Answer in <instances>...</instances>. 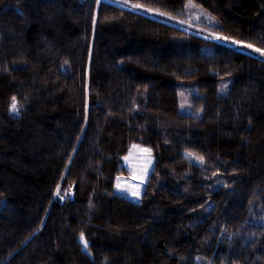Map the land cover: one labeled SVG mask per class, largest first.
Listing matches in <instances>:
<instances>
[{"label":"trees","instance_id":"16d2710c","mask_svg":"<svg viewBox=\"0 0 264 264\" xmlns=\"http://www.w3.org/2000/svg\"><path fill=\"white\" fill-rule=\"evenodd\" d=\"M126 1L238 46L112 0H0V264H264V0ZM134 146L154 164L123 196Z\"/></svg>","mask_w":264,"mask_h":264},{"label":"rangeland","instance_id":"374dc122","mask_svg":"<svg viewBox=\"0 0 264 264\" xmlns=\"http://www.w3.org/2000/svg\"><path fill=\"white\" fill-rule=\"evenodd\" d=\"M113 2L117 3L120 6H124L126 8L135 10L139 13H142L146 16H149L151 18H155L158 20H161L163 22L176 25L185 29H188L192 32L205 35L209 38L228 43L231 45L238 44L232 40H227L224 37L217 35L214 32H211L207 29V26H205V23L209 22V19L207 17H203L200 13L191 11L190 18L189 19H177L170 17L166 14L142 7L138 4L126 1V0H112ZM193 14V15H192ZM197 17L196 20H194V17ZM240 48H243L241 45H239ZM244 50H248L247 47H244ZM231 80H225L220 83L218 88V93L221 95H227L230 92L231 89ZM200 95V91L196 89L195 87H181L179 91V100H180V111L183 114L191 115L197 118L202 117V111L196 110L191 105L189 98L191 96ZM187 157L196 162L197 164H202V159L198 156H195L193 154H187ZM126 167L129 169V171L132 174L133 181L126 182L123 180H117L116 183V192L121 195H135L134 193L142 187V184L147 181L150 173L151 168L154 164V157L153 155L144 147L142 146H134L129 153V155L124 159ZM262 223H264V217L262 218Z\"/></svg>","mask_w":264,"mask_h":264},{"label":"snow or ice","instance_id":"6c2138e0","mask_svg":"<svg viewBox=\"0 0 264 264\" xmlns=\"http://www.w3.org/2000/svg\"><path fill=\"white\" fill-rule=\"evenodd\" d=\"M13 100H14V102L12 104V108H13V110H15L16 109L15 98H13ZM134 194H136V193H134Z\"/></svg>","mask_w":264,"mask_h":264}]
</instances>
